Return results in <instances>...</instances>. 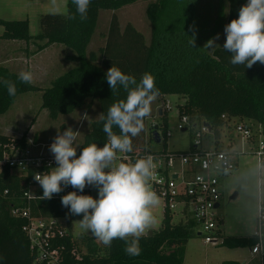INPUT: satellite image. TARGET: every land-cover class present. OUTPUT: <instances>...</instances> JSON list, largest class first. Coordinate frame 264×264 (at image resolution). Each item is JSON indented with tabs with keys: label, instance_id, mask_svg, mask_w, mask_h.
I'll list each match as a JSON object with an SVG mask.
<instances>
[{
	"label": "trees",
	"instance_id": "1",
	"mask_svg": "<svg viewBox=\"0 0 264 264\" xmlns=\"http://www.w3.org/2000/svg\"><path fill=\"white\" fill-rule=\"evenodd\" d=\"M193 0H91L87 20L81 21L76 6L69 0L66 14H43L39 18V32L29 33V22L0 18L6 40H21L35 44L39 52L50 44H63L69 47L70 60L76 64L55 78L43 90L41 108L49 110L52 118L59 113L67 114L82 107L87 102L98 101L100 117L91 123L83 143L77 150L91 143L103 146L107 136L103 131L104 119L109 107L127 92L118 86L112 92L106 79L111 66L120 68L125 74L134 76L139 83L144 73L155 78L157 96L161 103L168 95L183 97L176 105L178 115H187L193 126L208 122L216 142L220 138V128L233 118L249 120L261 128L264 136V65L257 63L252 68L230 63L231 53L223 49L226 36L224 27L238 18L239 9L247 0H222L216 32L222 30L223 43L212 49L205 48L198 39L193 21ZM138 2L147 3L146 14L150 22L151 36L146 35L134 24L122 25L117 12ZM101 11H111V20L105 32V43L98 50H89L92 38L98 30ZM75 15V19L70 17ZM195 34V47L189 40ZM16 72L0 67V117L18 95L29 91H41L38 86L21 83ZM15 83L17 92L9 96L4 80ZM225 115L226 119L222 116ZM155 128H146L132 138V151L176 153L165 146L161 150H151L149 144L154 139L156 129L162 137H168V116L162 114ZM113 131L119 134L114 126ZM5 135V134H4ZM22 145L27 144L26 135L17 138ZM20 180L12 179L0 183V264H46L38 261L36 254L28 246L23 226L26 219L11 215L14 206L29 207L31 215L44 218H69V209L61 204V199L42 200L37 198L29 203L23 199ZM9 188L8 194L4 190ZM196 221L187 218L175 223L173 214L163 213L160 227L150 230L140 239L141 253L129 256L125 253V242L120 239L105 246L97 238L85 233L73 234L68 227L64 235L57 236L53 248L59 250V264H185L186 246L196 235ZM253 237H230L223 244L229 246H253ZM264 264V256L261 258ZM223 264H239L225 261Z\"/></svg>",
	"mask_w": 264,
	"mask_h": 264
},
{
	"label": "clouds",
	"instance_id": "2",
	"mask_svg": "<svg viewBox=\"0 0 264 264\" xmlns=\"http://www.w3.org/2000/svg\"><path fill=\"white\" fill-rule=\"evenodd\" d=\"M90 2L72 0L81 21L88 18ZM51 5L53 14H60L57 0H51ZM224 33L226 39L222 47L232 54V65L249 69L257 63L264 65V0H247L239 9L238 18L224 27ZM190 38V45L195 47V34ZM218 39L219 34L209 39L204 47L219 46L216 44ZM18 79L21 83L31 84L33 74L22 70ZM106 79L112 92H117L118 86L127 92L126 99L113 103L107 116L102 118L107 143L103 146L91 143L77 155L74 146L77 131L68 127L61 133L57 129L49 146L57 166L46 174L37 173L34 179L43 189L42 200L52 199L67 186L80 193L87 186L98 189V198L71 191L61 198V204L71 215L82 216L81 228L105 246L110 247L115 239L123 240L125 253L135 257L141 253V237L156 223L152 209L159 204V197L149 183L155 164L151 156L134 163H117V160L118 154L132 151V138L144 129V120L151 114V105L159 95V89L151 73H144L137 83L134 76L116 66L108 69ZM3 83L9 96H15V83L6 79ZM114 126L119 129V134L113 131ZM258 167L264 169V165Z\"/></svg>",
	"mask_w": 264,
	"mask_h": 264
},
{
	"label": "rangeland",
	"instance_id": "3",
	"mask_svg": "<svg viewBox=\"0 0 264 264\" xmlns=\"http://www.w3.org/2000/svg\"><path fill=\"white\" fill-rule=\"evenodd\" d=\"M222 0H193L194 6L193 23L195 32L200 42L205 45L209 39L219 34L216 44L223 43V32H216V24L219 17ZM69 0H57L60 7V14H66L68 11ZM147 3L138 2L127 6L117 12L122 25L127 23L134 24L142 31L147 39H150L151 30L150 22L146 14ZM52 12L51 0H0V18L6 20H24L29 22V33L35 35L39 32V18L43 14ZM111 11H102L98 30L92 38L89 50H98L105 43L104 35L108 27V21L111 18ZM3 27L0 25V33ZM64 51L72 52L69 47L61 44ZM39 60L44 64V78H57L62 73L68 71L69 62H60L59 67L52 68L49 60L42 53L38 55ZM67 62V63H66ZM67 67V68H66ZM70 67V66H69ZM35 83V80H34ZM33 84V83H32ZM39 87L38 83L33 84ZM41 91H29L18 95L8 111L0 117V133L20 137L26 135L29 145L37 150L43 149L50 154L49 146L57 135V129L62 133L68 127L77 131L75 145L77 150L83 143L86 134L90 130L91 123L100 117V105L98 101H91L77 108L75 111L67 114L59 113L57 118H52L49 110L41 108L42 94L46 87H39ZM42 92V94L40 93ZM166 101L169 103L171 110L167 112L168 116V137L162 138L158 143L152 140L149 144L151 150H161L165 146L169 150L184 151L190 148L194 137V131H179L177 125L179 115L176 105L184 101L183 97L177 95H168ZM161 102L158 97L151 105V114L146 117V128L149 129L152 123L158 118V109ZM238 120L233 118L231 122L220 128V138L213 142L211 137L204 140V146L211 148L217 146L219 149H228L238 151L240 155L236 156L237 168L228 175L222 182V197L220 206L217 210L221 225V234L217 236L216 243H206L202 235H196L191 238L186 246L185 262L186 264H221L224 261H238L243 264H260L261 257H252L249 254V245L229 246L223 244L224 240L230 237H251L256 228L257 203H258V166L257 158L252 154V146H249L236 132ZM254 131L257 130V123H254ZM37 145V146H36ZM117 163L119 161L117 160ZM94 198H98V189L93 187ZM234 196V197H233ZM162 201L152 211L156 218V223L149 228L157 230L162 222L163 212L161 207ZM82 216L70 215L69 218H63L64 224L71 227L73 234L85 233L93 236L80 226ZM180 214L174 213L173 221L180 222ZM94 237V236H93Z\"/></svg>",
	"mask_w": 264,
	"mask_h": 264
},
{
	"label": "built area",
	"instance_id": "4",
	"mask_svg": "<svg viewBox=\"0 0 264 264\" xmlns=\"http://www.w3.org/2000/svg\"><path fill=\"white\" fill-rule=\"evenodd\" d=\"M167 114L171 110L169 103H161L159 110ZM226 119V116H222ZM157 126V121L151 124L152 128ZM254 123L249 120L238 121L236 132L251 147L257 158V166L264 165V136L261 128L257 125L254 131ZM177 130L185 132L194 131V137L189 149L176 153H154L146 152L137 154L132 158L130 154H118L119 162L134 163L137 159L151 156L155 164L153 175L149 181L151 188L162 201L163 213L166 211L180 214L181 220L192 218L196 221L197 234L204 237L206 243L218 242L216 237L221 234L222 221L217 214L216 204L220 203L222 197L221 186L223 180L237 168L236 156L238 151L219 149L216 146L207 148L204 140L211 137L212 129L201 122L193 126L187 115H179ZM162 140L161 130L156 129ZM154 132V133H155ZM21 137V136H20ZM19 137L0 134V183L12 179L20 180L23 187V199L30 202L43 195V189L34 176L37 173H47L50 168L56 167L53 154H48L43 149H33L29 142L20 144ZM37 146V145H36ZM258 203L257 223L251 237L255 243L250 247L252 255L264 256V169L258 167ZM63 187V186H62ZM9 188L4 190L8 194ZM71 191L78 194L93 195V187H85L83 193L67 186L59 194H54L52 199H61ZM220 206V205H219ZM11 215L16 218L26 219L23 231L26 235L29 249L36 254L38 261L46 264H59V250L53 248V242L57 236L64 235L67 226L63 218H44L31 215L29 207L14 206Z\"/></svg>",
	"mask_w": 264,
	"mask_h": 264
},
{
	"label": "crops",
	"instance_id": "5",
	"mask_svg": "<svg viewBox=\"0 0 264 264\" xmlns=\"http://www.w3.org/2000/svg\"><path fill=\"white\" fill-rule=\"evenodd\" d=\"M101 13L102 11L100 12L99 15L98 25L100 23ZM110 20L111 19H109L108 21V25L110 23ZM2 34L3 32L0 33V35ZM35 47H36L35 44H33L32 42L28 43L26 41H21V40H6L0 38V67H6L10 71L16 73H20L22 70L31 71L33 74L32 83L33 84L38 83L39 87L43 86L47 88L55 78H53L54 77L53 75H51V77L49 78L43 77L44 75L43 73L45 71L43 68L44 64L41 62V60H39L40 56L38 55H41L43 53L45 55L44 58L46 57L49 60L50 66L56 69L59 67L58 65L60 64V62H65V61L69 62L67 64L68 68H72L76 64L74 61L70 60L69 58V56L72 55V52H69L67 50L64 51L61 48V44H50L45 49L39 52L35 51ZM40 93L42 94V92ZM237 120L240 121L239 119ZM249 254L252 257L258 256V255H252L250 253V248H249ZM238 263L243 264L241 262ZM221 264H223V262ZM260 264H262V260Z\"/></svg>",
	"mask_w": 264,
	"mask_h": 264
},
{
	"label": "water",
	"instance_id": "6",
	"mask_svg": "<svg viewBox=\"0 0 264 264\" xmlns=\"http://www.w3.org/2000/svg\"><path fill=\"white\" fill-rule=\"evenodd\" d=\"M159 114H160V115L162 114V110H161V109L159 110ZM203 125H204V126H207V127L210 128V124H209L208 122H206V121L203 122ZM210 129H211V128H210ZM154 139H155V141L158 142V143L161 141V138H160L158 132H155V133H154ZM233 197H234V196H233ZM219 205H220V204L217 203L215 207L218 208ZM198 235H200V233H198Z\"/></svg>",
	"mask_w": 264,
	"mask_h": 264
}]
</instances>
